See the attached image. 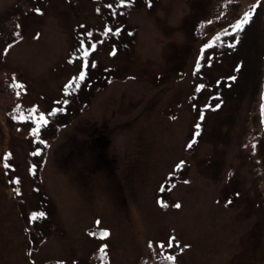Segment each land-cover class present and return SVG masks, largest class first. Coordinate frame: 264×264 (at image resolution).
Instances as JSON below:
<instances>
[{"label": "rangeland", "instance_id": "rangeland-1", "mask_svg": "<svg viewBox=\"0 0 264 264\" xmlns=\"http://www.w3.org/2000/svg\"><path fill=\"white\" fill-rule=\"evenodd\" d=\"M148 2L0 0V264H87L100 248L110 264L155 250L264 264V0L199 40L207 0ZM197 122L208 131L188 147ZM180 160L176 207L158 190ZM231 170L242 193L228 203Z\"/></svg>", "mask_w": 264, "mask_h": 264}, {"label": "trees", "instance_id": "trees-1", "mask_svg": "<svg viewBox=\"0 0 264 264\" xmlns=\"http://www.w3.org/2000/svg\"><path fill=\"white\" fill-rule=\"evenodd\" d=\"M239 2L240 0H209V18L205 20V16H203L196 23L198 35L203 36L212 28L227 26L236 14ZM155 263L164 264L160 259H157ZM92 264H107L105 256L100 253L95 254L92 258ZM142 264H149V262L146 261Z\"/></svg>", "mask_w": 264, "mask_h": 264}, {"label": "snow or ice", "instance_id": "snow-or-ice-1", "mask_svg": "<svg viewBox=\"0 0 264 264\" xmlns=\"http://www.w3.org/2000/svg\"><path fill=\"white\" fill-rule=\"evenodd\" d=\"M254 9H255V6H253V10H254ZM37 11H39V10L37 9ZM252 15H253V11H249V12L245 13L244 16H243L239 21H237L234 25H232V27L234 28V30H235L236 32L242 31L244 25H246L247 23H249V21H250ZM117 34H118V33H117ZM93 47H94V46H93ZM113 54H114V53H113ZM85 55H87V53H85ZM85 67H86V65H85ZM93 67H95V64H93ZM197 70H198V68H197ZM79 79H80L81 81H83V80L85 79V73H84L83 71L80 73ZM232 79H234V78H232ZM198 90H199V89H198ZM216 107L218 108L219 105H217ZM261 113H262V116H264V104H262V106H261ZM203 118H204L203 115H201L200 119L203 120ZM41 119H43V118H41ZM45 123H47V121H45ZM196 127H197V129H199V124H197ZM196 135H199V132H197ZM192 143H195V140H193V141L188 145V147H191V146H192ZM162 206H163V205H162ZM176 207H180V205L177 204ZM102 235L107 236L108 233L105 232V233H102Z\"/></svg>", "mask_w": 264, "mask_h": 264}]
</instances>
